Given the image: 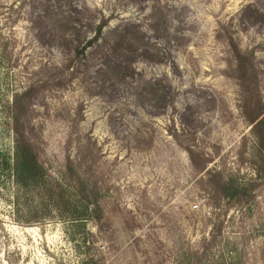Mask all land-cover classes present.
Instances as JSON below:
<instances>
[{"label": "rangeland", "instance_id": "374dc122", "mask_svg": "<svg viewBox=\"0 0 264 264\" xmlns=\"http://www.w3.org/2000/svg\"><path fill=\"white\" fill-rule=\"evenodd\" d=\"M256 2L0 0V158L14 150L7 105L37 86L30 138L66 201L59 211L48 191L22 188L0 169V264H188L213 235L204 264H264V158L226 41L232 35L253 52L264 103V18L252 24L242 12ZM71 6L93 16V26L107 18L103 33L138 26L146 48L133 66L170 86L163 104L137 103L127 84L106 79L104 55L89 53L94 45L76 65L51 44L37 15ZM86 31L85 40L94 36ZM179 141L201 159L193 163ZM214 172L259 184L241 203L214 205ZM80 182L95 184L102 208L83 226L69 217L87 194Z\"/></svg>", "mask_w": 264, "mask_h": 264}, {"label": "trees", "instance_id": "16d2710c", "mask_svg": "<svg viewBox=\"0 0 264 264\" xmlns=\"http://www.w3.org/2000/svg\"><path fill=\"white\" fill-rule=\"evenodd\" d=\"M258 1L261 4L258 2L256 4L250 3L242 10L248 19L247 21L252 24L257 23L259 18H264V3L260 0ZM71 8L69 12H55L47 8L43 13L37 15L36 23L50 35L51 44L62 45L70 53L71 60L73 62L76 61V65L82 60H86L87 62L89 57L85 55V52L89 47L94 45L95 48L89 51V53L91 56L99 53L104 55L102 57L104 58L105 67L100 70V73L107 76L106 79L110 82L127 84L137 103L149 101L154 103L162 102L163 104V101L167 100L166 94L171 92L170 86L162 84L160 79L152 80L144 78L133 66L134 59L143 55L146 48L143 46V38L138 35V26L131 21H126L103 33L102 29L108 23L107 18L101 17L99 23L93 26V16H85V12L82 10H78L72 6ZM159 8L163 7L160 6ZM162 21L163 19H159L157 24H160ZM83 22H86V24H83ZM83 25H87L85 26V30H88V32L94 30V36L85 40L87 34H84L85 30H82ZM102 35L104 38L103 46L98 43ZM226 41L232 57L233 65L231 67L234 68V75L241 88L243 113L247 121L253 124L260 148V155L264 158V103L258 90V80L253 62L254 54L253 52L243 50L232 35L228 34ZM98 47L100 50H98ZM104 47L108 52H104ZM78 68L76 66L74 70L77 71ZM133 80H136V83H133ZM41 87L43 86L41 85ZM36 91H38L37 86H30L24 91L17 93L12 103L7 105L13 133L14 150L12 158H0V169L10 172L15 177L17 184L22 188L35 187L48 191L53 199V206L59 211H63L62 204L66 205L65 198L61 194L63 192V185L60 182L48 181L46 170L39 160L36 146L30 138L32 127L31 122L26 118V114L30 98ZM188 114L192 117L193 110L191 107ZM180 143L188 151L193 163L201 159L200 154L198 156L196 151L190 146H186L182 142ZM204 168L205 164L201 163L199 169L203 170ZM214 174L215 181L210 182L212 192L208 193L210 201L214 205H218L223 199H227L229 203H241L259 184V182H237L233 177L224 179L220 173L214 172ZM80 184L87 191V194L82 202V208L74 207L69 212V217L76 221V223H79V225L82 223L83 226L85 225L83 224L84 220L90 219V217L99 218L102 208L97 198L92 196L97 191L95 184H88L87 182H80ZM51 189H54L55 192H52ZM215 238L216 235H213L211 239L204 243L200 254L193 253L194 260L189 261L188 264H204L203 258L206 256L209 246ZM90 259L92 260V258Z\"/></svg>", "mask_w": 264, "mask_h": 264}, {"label": "built area", "instance_id": "2783aa9c", "mask_svg": "<svg viewBox=\"0 0 264 264\" xmlns=\"http://www.w3.org/2000/svg\"><path fill=\"white\" fill-rule=\"evenodd\" d=\"M198 205H196L195 207H197Z\"/></svg>", "mask_w": 264, "mask_h": 264}]
</instances>
